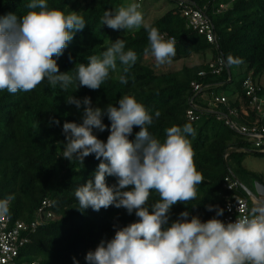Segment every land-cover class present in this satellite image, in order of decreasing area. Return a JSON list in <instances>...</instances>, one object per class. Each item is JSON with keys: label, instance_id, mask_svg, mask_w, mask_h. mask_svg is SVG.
<instances>
[{"label": "trees", "instance_id": "16d2710c", "mask_svg": "<svg viewBox=\"0 0 264 264\" xmlns=\"http://www.w3.org/2000/svg\"><path fill=\"white\" fill-rule=\"evenodd\" d=\"M126 1L140 5L144 20L146 15L154 14L151 21L145 23L157 28L165 39L175 40L176 55L172 61L205 54L209 50L211 60L184 65L176 71H155L146 63L152 56L144 54L149 41L143 27L113 30L101 23L105 10L126 5ZM136 1L47 0L49 8L62 10L65 14L76 11L86 22L85 28L75 33L63 55L56 58L60 72H69L75 77L79 63L87 64L89 56H101L112 42L122 39L125 51L133 50L138 56L127 74L123 73L124 65L117 61V70L110 72L109 79L98 90L87 87L76 90L75 83L67 91L60 90L59 86L53 89L45 79L30 92L10 94L7 90L0 91V200L14 196L7 214L11 224L40 220L35 232L22 233L28 240L19 248L14 264H74V260L78 264H87L88 251L95 250L101 240H110L118 227L138 219L135 212L129 215L126 209L114 206L101 208L98 212L91 208L78 210L75 190L89 179L94 181L101 160L94 154L85 157L83 164L62 157L63 124L66 121L81 123L83 116L82 108L77 109L66 102L70 95L80 100L90 97L92 106L102 109L108 104L118 106V100L124 95L134 96L153 115L148 130L161 142L165 139L166 128L192 124L196 135L188 138L195 152L196 168L202 173L204 182L197 186L196 199L188 205L177 203L172 206L169 223L184 211L189 212V219L195 215L207 221L216 216L215 207L213 211L207 210L209 205L218 206L224 214L225 203L233 193L224 187V181L231 173L236 177L238 173L251 175L261 181L242 164L248 152H252V141L231 129L218 116L235 109L238 116L231 118L238 124L264 128V104L260 115L251 108L242 86L243 80L251 76L262 87L261 95L264 96V85L261 84L264 77V0H163L161 9L164 11L157 16L153 6L147 4L148 0ZM152 1L156 4L159 0ZM179 1L202 10L209 17L215 29V43L189 26L177 6ZM28 3L30 0H0V16L12 13L20 17L29 10ZM221 3L227 5L225 9H219ZM229 55L239 58L242 63L228 67L226 59ZM220 56L225 64L222 71L215 73L211 64ZM234 67H245V76L227 95L225 91L233 82ZM120 75H126L127 84L119 82ZM192 83L200 84L202 90L194 91ZM221 96L227 98L228 105L211 107L210 101ZM193 107L198 119L191 122L186 114ZM156 111L160 113L158 118ZM55 120H59V125ZM103 123L107 126L105 131H93L106 142L111 124L107 116L103 117ZM139 130L134 126L129 139L134 141ZM260 149L264 150V144ZM254 154L261 156L264 152ZM106 183L111 186L116 183V178L106 176ZM236 192L247 197L243 191ZM158 199V194L153 191L149 205ZM44 201L51 202L49 210L54 214L53 218L40 217L38 209ZM222 217L217 218L222 220Z\"/></svg>", "mask_w": 264, "mask_h": 264}, {"label": "clouds", "instance_id": "9594fccd", "mask_svg": "<svg viewBox=\"0 0 264 264\" xmlns=\"http://www.w3.org/2000/svg\"><path fill=\"white\" fill-rule=\"evenodd\" d=\"M26 14L18 17L9 13L0 16V91L10 94L30 92L45 79L53 88L67 91L87 87L98 90L117 70V61L127 74L138 59L133 50L125 51V42L117 39L101 56H89L87 64L79 63L76 75L60 72L57 59L82 31L86 22L76 11L49 8L47 0H30ZM137 3L121 4L105 10L102 25L113 30H132L143 27L148 33L149 47L144 54L154 57L156 66L170 64L176 55L175 40L165 39L159 30L145 23ZM55 57V58H54ZM242 63L229 55L226 65ZM119 82L127 84L126 75ZM69 105L83 110L82 122H65V143L62 157L83 164L84 158L94 154L101 160L89 179L75 190L78 210L99 211L110 206L124 208L138 218L127 226L118 227L110 240H101L95 250L85 256L87 264H264V205L253 208L250 214L225 223L217 217L223 209L216 208V216L202 221L184 211L169 223L170 210L177 203L196 199L197 186L204 177L196 168L195 152L189 136L195 137L192 124L173 125L165 129L163 142L150 134L148 126L153 115L134 96L124 95L118 106L93 107L91 98L66 97ZM107 116L110 134L104 142L94 134L103 132ZM160 116L159 111L155 117ZM59 125V120L54 121ZM139 127L135 140L129 137ZM106 176L116 178L109 186ZM159 199L149 205L151 193ZM14 196L0 200V216L9 213ZM74 264L78 261L74 260Z\"/></svg>", "mask_w": 264, "mask_h": 264}, {"label": "built area", "instance_id": "2783aa9c", "mask_svg": "<svg viewBox=\"0 0 264 264\" xmlns=\"http://www.w3.org/2000/svg\"><path fill=\"white\" fill-rule=\"evenodd\" d=\"M142 1L143 0H137L136 2L141 3ZM177 6L182 10V14L187 19L190 27L199 34L205 35L209 42H216L214 25L202 10L188 6L183 1H179ZM226 6L225 3H221L219 9H225ZM224 64L225 61L223 57L220 56L216 63L211 64V67L215 73H219L222 71ZM242 86L246 95L249 97L251 108L261 115L264 104V96L261 95L262 87L258 82L254 81L251 76H247L243 80ZM192 87L194 91L197 92L202 90V87L198 83H192ZM219 105H228V100L225 96L215 97L210 103V106L214 108ZM186 115L191 122L198 119L195 107L189 109ZM232 116H238L237 110L229 109L227 114H219L218 117L223 119L231 129L246 135L256 148H260L263 145L264 128L240 125L236 120L231 118ZM224 187L233 193L228 197L225 203L222 221L225 223L234 222L237 217L250 214L253 208L247 197L240 196L236 192L239 190L240 185L232 175L225 178ZM50 207L51 202L44 201L38 209L40 217L45 219L53 218L54 214L49 210ZM39 222L40 220L37 219L30 224L22 221L11 224L8 215L0 216V264H14L15 258L19 254V248L28 240L22 233L28 230L30 232H35Z\"/></svg>", "mask_w": 264, "mask_h": 264}, {"label": "rangeland", "instance_id": "374dc122", "mask_svg": "<svg viewBox=\"0 0 264 264\" xmlns=\"http://www.w3.org/2000/svg\"><path fill=\"white\" fill-rule=\"evenodd\" d=\"M127 2V1H126ZM130 3V2H127ZM163 0H159L156 4L153 3L152 0H148L147 4L153 6V10L157 11V14H161L164 10L161 9L163 6ZM147 5V6H148ZM166 8H170V6H167ZM153 15H146V22L151 21L153 18ZM211 51H207L205 54H199V55H192L189 58L181 59L179 61H172L170 64H165L162 66L157 67L154 57H149L146 59V63H148L153 69L157 72H168V71H176L181 69L184 65L192 66L202 63H207L211 60ZM232 74H233V82L229 85L228 90L225 91V94L230 95L232 93V90L235 88L237 83L245 76V67H234L232 68ZM261 84L264 85V77L261 79ZM211 103V101H210ZM264 144V139L262 141ZM250 151L248 152L246 158L243 161V166L253 173H256L261 181H258L254 179L251 175H243L238 173L237 177L241 181L242 185L246 187L251 193H254L256 195H260V184H264V154L263 155H257L254 154V152H264L260 148H256L255 145L252 143L250 145ZM234 166V163L232 164ZM238 191H243L245 195L247 196L250 205L252 208L257 207L259 204L254 201V199L247 194L243 188L240 186Z\"/></svg>", "mask_w": 264, "mask_h": 264}, {"label": "water", "instance_id": "95a60500", "mask_svg": "<svg viewBox=\"0 0 264 264\" xmlns=\"http://www.w3.org/2000/svg\"><path fill=\"white\" fill-rule=\"evenodd\" d=\"M232 176L238 181L239 185L243 188V190L249 194L256 203L259 205H264V184H260V195H256L254 193H251L246 187H244L241 183V181L233 174Z\"/></svg>", "mask_w": 264, "mask_h": 264}]
</instances>
